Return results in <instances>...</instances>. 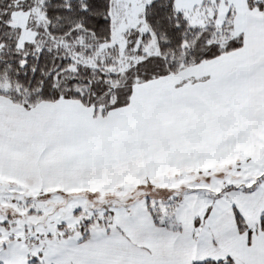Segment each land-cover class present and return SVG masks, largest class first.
<instances>
[{
  "label": "snow or ice",
  "instance_id": "6c2138e0",
  "mask_svg": "<svg viewBox=\"0 0 264 264\" xmlns=\"http://www.w3.org/2000/svg\"><path fill=\"white\" fill-rule=\"evenodd\" d=\"M192 91L264 110V0H0V264H264V157L231 125L212 167L71 195L17 183L41 114L131 123Z\"/></svg>",
  "mask_w": 264,
  "mask_h": 264
},
{
  "label": "crops",
  "instance_id": "0c3cea01",
  "mask_svg": "<svg viewBox=\"0 0 264 264\" xmlns=\"http://www.w3.org/2000/svg\"><path fill=\"white\" fill-rule=\"evenodd\" d=\"M254 91L250 90V97ZM237 113L240 118L234 121ZM59 121L64 129L61 154L70 166L148 167L154 177L212 167L231 150L225 143L228 137L220 135L228 125V135L243 133L244 150L254 154L259 126L251 98L233 102L223 93L198 91L151 97L131 123L83 120L63 113H59ZM232 162L225 159L221 166Z\"/></svg>",
  "mask_w": 264,
  "mask_h": 264
},
{
  "label": "rangeland",
  "instance_id": "374dc122",
  "mask_svg": "<svg viewBox=\"0 0 264 264\" xmlns=\"http://www.w3.org/2000/svg\"><path fill=\"white\" fill-rule=\"evenodd\" d=\"M255 95V91H254ZM255 123L259 126L254 139V154L258 158L264 157V110L254 104ZM63 126L59 121V113L46 112L41 114L35 128V134L39 137L40 148L33 153H26L19 157L22 163L18 167L22 177V186L28 188V194L40 195L41 189L45 194L66 192L68 194L81 193L87 187V191L95 192L101 189L122 186L125 181L132 182L138 174L149 175L148 167H72L66 157L61 154ZM13 167H16L14 164ZM222 167V166H221ZM207 168V167H205ZM195 170V169H194ZM193 170L173 171L169 173L186 174ZM156 176V177H161ZM154 177V176H150ZM0 179L9 180L10 177ZM76 185V186H73ZM66 201L63 197L53 196L50 200H41L39 207L44 209V216L56 212L59 207L63 212ZM74 207V205H71ZM58 214V213H57ZM42 220L43 216L36 217Z\"/></svg>",
  "mask_w": 264,
  "mask_h": 264
}]
</instances>
